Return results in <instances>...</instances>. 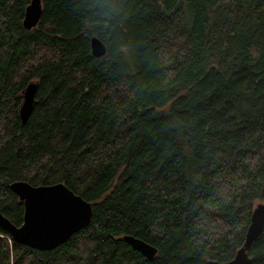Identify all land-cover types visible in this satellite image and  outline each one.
Listing matches in <instances>:
<instances>
[{"label":"trees","instance_id":"trees-1","mask_svg":"<svg viewBox=\"0 0 264 264\" xmlns=\"http://www.w3.org/2000/svg\"><path fill=\"white\" fill-rule=\"evenodd\" d=\"M30 2L0 0V212L22 224L10 185L25 181L93 213L46 251L0 228V264L232 260L264 203V0H41L25 29ZM248 255L264 264V230Z\"/></svg>","mask_w":264,"mask_h":264},{"label":"water","instance_id":"water-1","mask_svg":"<svg viewBox=\"0 0 264 264\" xmlns=\"http://www.w3.org/2000/svg\"><path fill=\"white\" fill-rule=\"evenodd\" d=\"M42 14L41 0H31L23 19L25 29L37 26ZM91 52L95 57L106 53V45L96 36L91 38ZM37 82H30L23 91L19 117L25 124L36 102ZM10 188L23 202V222L12 224L0 212V228L8 231L12 239L37 250H51L66 242L72 235L86 228L92 217V204L74 193L65 184L33 186L25 181H15ZM264 230V203H257L252 211L242 246L234 258L227 262L209 261V264H252L248 255L251 244L259 239ZM133 249L147 259H152L157 249L132 235H123Z\"/></svg>","mask_w":264,"mask_h":264}]
</instances>
